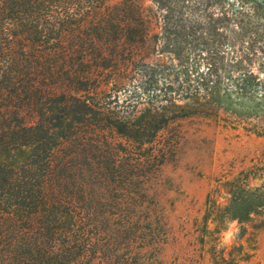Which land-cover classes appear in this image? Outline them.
Returning a JSON list of instances; mask_svg holds the SVG:
<instances>
[{
    "label": "trees",
    "instance_id": "trees-1",
    "mask_svg": "<svg viewBox=\"0 0 264 264\" xmlns=\"http://www.w3.org/2000/svg\"><path fill=\"white\" fill-rule=\"evenodd\" d=\"M105 1L0 0V264H154L145 255L163 235L156 179L181 139L167 130L195 111L177 102L219 86L230 71L234 83L249 74L237 64V75L218 68L220 48L209 53L215 68L192 73L187 64L197 15L229 25L209 12L228 0H151L162 13L161 52L179 62L160 89L164 103L118 112L116 97L110 106L96 101L94 83L110 60L97 45H109ZM126 26L131 38L113 50H127L134 66L146 32H138L142 22ZM245 33L208 35L233 43ZM196 34L195 52H203L206 34ZM158 70L143 71L145 81ZM262 206L264 191H242L221 217L244 222Z\"/></svg>",
    "mask_w": 264,
    "mask_h": 264
},
{
    "label": "rangeland",
    "instance_id": "rangeland-1",
    "mask_svg": "<svg viewBox=\"0 0 264 264\" xmlns=\"http://www.w3.org/2000/svg\"><path fill=\"white\" fill-rule=\"evenodd\" d=\"M222 5L210 7V16L226 17L229 25H213L208 15L200 12V25L189 29L195 37L189 35L188 67L192 73L194 68L203 70L207 65L215 68L209 53L220 48L223 52L214 56L218 68L225 65V70L233 68L237 75V64L239 71L251 76L244 80L239 76L234 83L230 71L219 86L201 92V97L177 102L183 110L195 111L175 120L167 130H176L181 139L156 179L163 235L158 236L157 252L145 255L152 257L154 264H264V206L244 222L221 217L236 193L264 191V0H228ZM104 14V39L109 45L97 44L98 53L110 56V60L104 62L106 65L101 63L104 68L95 79L96 101L110 106L116 97L112 107L118 112L133 106L143 108L149 102L164 103L160 89L169 79L170 64L178 66L179 62L172 54L161 52L162 13L151 0H106ZM236 17L244 22H234ZM131 22H142L144 27L138 32H146L145 44L138 48L140 61L134 66L128 65V56L123 53L127 50L119 49V54L113 50V42L131 38L134 31L126 26ZM240 31L246 32L245 37L233 43L208 35L225 32L230 36ZM196 33L206 34L203 52H195L197 43L192 40L199 36ZM234 43L236 49L232 48ZM246 52H250L248 57ZM156 68L163 71H154L145 81L143 71ZM110 93L114 97L110 98Z\"/></svg>",
    "mask_w": 264,
    "mask_h": 264
}]
</instances>
